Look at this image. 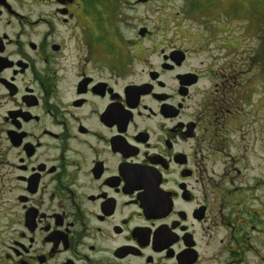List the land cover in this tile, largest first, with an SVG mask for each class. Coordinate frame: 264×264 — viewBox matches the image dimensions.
I'll use <instances>...</instances> for the list:
<instances>
[{
	"label": "flooded vegetation",
	"instance_id": "obj_1",
	"mask_svg": "<svg viewBox=\"0 0 264 264\" xmlns=\"http://www.w3.org/2000/svg\"><path fill=\"white\" fill-rule=\"evenodd\" d=\"M115 2L0 0V264H264L244 66L180 36L148 66Z\"/></svg>",
	"mask_w": 264,
	"mask_h": 264
},
{
	"label": "rangeland",
	"instance_id": "obj_2",
	"mask_svg": "<svg viewBox=\"0 0 264 264\" xmlns=\"http://www.w3.org/2000/svg\"><path fill=\"white\" fill-rule=\"evenodd\" d=\"M229 3L237 4L234 13L239 16L229 15V18L225 16L224 11L230 13L229 11L232 9ZM114 5L116 8L110 4V7H113L110 14L117 21L118 34H123L125 40L136 39L137 33L141 29L149 33L145 40L136 41L137 45L131 46L133 51L134 48H139L142 51L145 49L148 66L158 62L163 49L186 42L183 39L179 40L178 36L187 40L192 38L202 40L204 44H208L209 49L214 50V58L228 57L230 63L237 64L238 67L244 66L242 69L244 73L239 74V79H244V84L247 85L248 83L250 87L248 85L245 87V98L238 103L243 114L240 117L242 119L241 124L237 128L238 130L241 129L245 134V139L249 140L247 144L250 151L255 149L260 155L258 161L260 164L262 204L264 202L263 2L258 0H147L143 4H137L136 0H121V2L116 0ZM254 11L260 16H250ZM249 18L254 22L251 23ZM223 23H226L225 26H222ZM113 26L112 22L104 32H116L115 26L114 30ZM210 35H212V39L209 40ZM227 35L228 37L225 39ZM121 44L122 42L116 41L118 58L121 61H126L127 56L119 54ZM217 48L226 49L227 57H224L222 52H218ZM249 67H252L250 71ZM128 68L132 69L133 63L129 64ZM257 68L260 69V89H256V78L253 79ZM240 82L242 83V80ZM249 88L253 91L250 94ZM258 90L260 91L259 94L257 93ZM229 108L234 109L232 106ZM256 136L258 142L253 141ZM231 138L237 139L238 134L232 131ZM233 150L238 152L236 147H232L231 151ZM250 156L251 166H253V158L251 154ZM214 170L218 172L217 168ZM252 171L251 169L250 172L252 173ZM262 210H264L263 204Z\"/></svg>",
	"mask_w": 264,
	"mask_h": 264
},
{
	"label": "trees",
	"instance_id": "obj_3",
	"mask_svg": "<svg viewBox=\"0 0 264 264\" xmlns=\"http://www.w3.org/2000/svg\"><path fill=\"white\" fill-rule=\"evenodd\" d=\"M259 2H263L264 3V0H258ZM230 5H231V11H229L230 13H228V12H225L224 11V14H225V16L227 17V18H229L228 16L229 15H232V16H239V15H237V13H234V11L236 10V5L237 4H235V3H229ZM190 5H192V4H190ZM114 7L116 8V6L114 5ZM252 15H257V16H260L258 13H256L255 11L254 12H252V14L250 15V16H252ZM249 21L251 22V23H253L254 22V20H250V18H249ZM225 24L226 23H223V25L222 26H225ZM253 25V24H252ZM254 25H255V23H254ZM115 30H116V33H118V31H119V28H118V25H115ZM216 32H218V31H216ZM219 33V32H218ZM224 33H226V32H224ZM228 37V35L227 36H225V39ZM210 39H212V35H210V38H209V40ZM235 41V40H234ZM263 53V52H262Z\"/></svg>",
	"mask_w": 264,
	"mask_h": 264
},
{
	"label": "water",
	"instance_id": "obj_4",
	"mask_svg": "<svg viewBox=\"0 0 264 264\" xmlns=\"http://www.w3.org/2000/svg\"><path fill=\"white\" fill-rule=\"evenodd\" d=\"M147 0H137V2H140V3H143V2H146ZM145 31H144V29H141L140 31H139V33H144Z\"/></svg>",
	"mask_w": 264,
	"mask_h": 264
}]
</instances>
